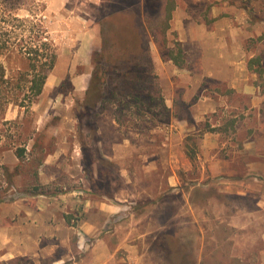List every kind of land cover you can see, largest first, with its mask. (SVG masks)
<instances>
[{"label":"rangeland","instance_id":"rangeland-1","mask_svg":"<svg viewBox=\"0 0 264 264\" xmlns=\"http://www.w3.org/2000/svg\"><path fill=\"white\" fill-rule=\"evenodd\" d=\"M59 1L60 5L58 0H0V33H14L9 45L19 47L30 34L44 31L58 54L43 93L33 102L22 107L19 102L12 103L0 96V205L30 194L53 202V197L72 189L103 191L111 196L127 188L124 181L131 179L129 189L141 195L132 207L143 216V232L147 234L144 249L156 264H175L171 259L175 254L180 264H264V213L255 208L256 214L250 216L252 223L247 230L230 227V209L240 200L220 192L218 183L207 180L206 168L195 160L202 130L208 126L204 121L192 119V102L188 105L175 101L174 109L166 105L165 86L174 84L170 93L183 96L186 88L181 81L192 75L200 62V52L195 47L198 45L188 42L183 45L176 29L174 13L178 0H152L153 8L147 9L144 20L155 75L148 86L152 100L146 102L144 98L141 103L133 97L114 94V88L121 82L111 80L103 87L105 98L91 111L85 110L82 103L96 70L94 56L102 48V33H114L108 30L106 17L113 11L126 18L135 16L134 24L138 26L136 12L140 0H126L133 7L117 0H100L97 4L94 0ZM167 1L169 12L165 10ZM171 3L175 4L174 10H170ZM190 6L195 11L207 7L200 2ZM70 11L83 19L80 21L83 33L79 30L81 25L70 23ZM144 11L141 7L140 14ZM257 19L249 21L258 24L254 25L256 30L248 28V33L255 35L248 46L252 51L250 60L255 59L253 69L258 70L257 77L264 81V23ZM70 24L74 27L71 33ZM257 33L262 35L258 38ZM190 48L194 50L187 52ZM179 49L182 54H178ZM156 57L163 60V68L156 65ZM172 57L183 67H178ZM24 61L17 53L5 57L2 61L5 78L23 71ZM110 74L113 75L112 70ZM178 117L187 126H181ZM100 128L104 131L101 135L97 134ZM64 139L82 144L77 151L82 159L80 167L72 163L73 151H70V177L58 167V171L44 168V181H38L40 165L56 152ZM125 140L130 141L132 154L124 161L114 162V144ZM21 149L25 152L19 158L17 153ZM183 152L186 156L190 153L193 161L184 157ZM168 155L172 166L166 163L163 166L162 159L166 161ZM49 172H55L54 180ZM170 173L179 179L177 189L167 185ZM247 203L253 208V201ZM67 211L69 214H63L70 223V211ZM45 242L43 239L42 244ZM4 249L0 246V264H54L67 253L66 248H57L52 256L49 251V254L11 258Z\"/></svg>","mask_w":264,"mask_h":264},{"label":"crops","instance_id":"crops-1","mask_svg":"<svg viewBox=\"0 0 264 264\" xmlns=\"http://www.w3.org/2000/svg\"><path fill=\"white\" fill-rule=\"evenodd\" d=\"M199 2L207 6L205 10H192L190 5ZM174 14L183 45L187 42L198 45L195 47L199 49L200 62L194 73L181 81L186 88L183 96L170 93L174 84L165 86L166 105L174 109L175 101L188 105L192 102V119L204 121L208 126L206 130L200 129L196 163L206 168L207 180L216 181L220 192L240 200L237 205L234 203L235 208L232 205L228 222L230 227L244 231L252 223L250 216L256 214L255 208L264 213V81L248 65L252 58L248 45L255 38L248 28L256 30L258 24L249 21L256 17L264 23V0H178ZM80 21L83 22L81 16L70 11V23L81 25L79 30L83 33ZM72 29L70 24V33ZM259 35L262 34H256L258 38ZM154 60L158 68L164 67L161 58ZM177 119L181 126H187L185 120ZM113 123L116 124V119ZM103 133L101 128L97 131ZM81 146L77 141H60L56 152L40 165L37 180L44 181V168L58 171V167L70 177V151H73L72 163L80 167L82 159L77 151ZM132 150L128 140L114 144L112 160L124 161ZM183 156L187 157L184 152ZM168 157L166 161L162 159L163 166L171 165ZM49 173L54 180L55 172ZM166 182L173 188L180 183L171 173ZM124 183L127 188L111 196L72 189L53 197V202L30 194L1 204V248H6L11 258L49 254V251L52 256L57 248H66V256L59 257L54 264H156L144 249L147 234L143 232V216L132 207L141 195L129 189L131 179ZM247 201H253V208ZM67 210L70 223L63 214H69Z\"/></svg>","mask_w":264,"mask_h":264},{"label":"trees","instance_id":"trees-1","mask_svg":"<svg viewBox=\"0 0 264 264\" xmlns=\"http://www.w3.org/2000/svg\"><path fill=\"white\" fill-rule=\"evenodd\" d=\"M117 1L118 3H124L127 7H133L126 0ZM151 2L152 0H140L139 12H136L138 26L134 24L135 16L126 18L123 14L118 16L113 11L106 17L108 22L106 26L108 30L114 31V33H102V48L94 56V60L96 59L97 61L96 70L93 73L82 103V107L85 110L91 111L97 108L105 98L103 87L111 80L121 82L120 86L114 88V94L133 97L136 101H141V103H143L144 98L146 102H150V99L152 100L148 86L155 79V75L153 73L152 53L147 40V33H144L143 28L144 20L147 18V9L152 10L153 4ZM154 4L161 5V2H154ZM141 7L145 10L142 14H140ZM174 9L175 4H172L170 10ZM165 10L169 12V1H167ZM170 16L171 12L168 14V18ZM255 19L257 18L252 17V21ZM12 34L14 33H0V96H4V99L12 103L19 102L20 106L25 107L43 93L48 74L55 67L58 54L53 44L45 36L44 31L43 33H36V35L30 34L19 47L9 45L10 39L13 37ZM15 53L23 61L25 60L26 68L23 71H19L16 76L5 78L6 68L2 61L5 57L8 58ZM178 54H182L181 49H179ZM171 59L178 67H183V64L178 62L175 57ZM254 60L251 59L248 65L250 70L258 73V70L255 71L253 69ZM104 67H108V71L106 69L102 70ZM111 70L113 75L111 76L110 74L109 76ZM121 88H123V92H121ZM77 119H81L79 115H77ZM117 121L119 122L118 118ZM24 152L25 150L21 149L17 153V157H23ZM83 152L85 153V149ZM187 156L193 161L190 153H187ZM97 192L101 195L109 196L103 191ZM166 236L169 237V232ZM171 259L175 264L177 262L181 263L176 254Z\"/></svg>","mask_w":264,"mask_h":264}]
</instances>
